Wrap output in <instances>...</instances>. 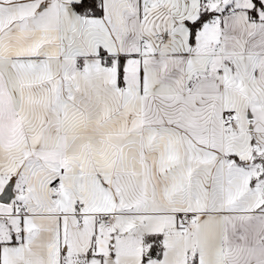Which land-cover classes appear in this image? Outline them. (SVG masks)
Returning a JSON list of instances; mask_svg holds the SVG:
<instances>
[{
  "label": "snow or ice",
  "instance_id": "1",
  "mask_svg": "<svg viewBox=\"0 0 264 264\" xmlns=\"http://www.w3.org/2000/svg\"><path fill=\"white\" fill-rule=\"evenodd\" d=\"M0 264H264V0H0Z\"/></svg>",
  "mask_w": 264,
  "mask_h": 264
}]
</instances>
